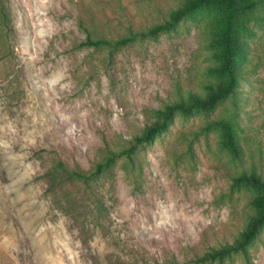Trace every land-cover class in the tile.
<instances>
[{"label": "rangeland", "instance_id": "1", "mask_svg": "<svg viewBox=\"0 0 264 264\" xmlns=\"http://www.w3.org/2000/svg\"><path fill=\"white\" fill-rule=\"evenodd\" d=\"M176 4L0 0V264H182L243 226L251 192L232 189L230 175L252 166L264 174V22L242 35L240 161L221 148L219 129H200L233 109L227 99L209 113H175L166 132L135 149L133 162L117 158L90 181L105 210L90 187L53 172L57 160L92 168L177 87L199 90L209 78V9L118 49L74 47L85 33L79 22L91 35L116 38L130 25L160 21ZM249 250V263L233 254L222 264H264V228Z\"/></svg>", "mask_w": 264, "mask_h": 264}, {"label": "trees", "instance_id": "2", "mask_svg": "<svg viewBox=\"0 0 264 264\" xmlns=\"http://www.w3.org/2000/svg\"><path fill=\"white\" fill-rule=\"evenodd\" d=\"M204 9L212 11L205 22L203 32V45L208 49L210 63L204 69L209 78L200 83L199 90L192 88L182 90L177 87L175 97L168 98L161 105L153 108V119L147 120L141 129L134 132L123 144L116 148H107L101 159L90 169H72L62 160L56 161L53 172L64 173L66 181L80 182L90 187V193L101 210H105L101 195L89 186V182L110 167L117 158L124 157L133 162L135 149L151 143L156 136L166 132L175 113L186 117L196 112L209 113L225 100L231 99L233 109L223 107L221 115L206 120L200 129L201 131L219 129V144L228 153L230 160L242 159L243 149L234 129L237 127L234 112L235 93L242 77L241 61L248 48L242 35L251 30L253 23L264 22V0H177L176 6L167 9L160 21L136 30L130 25L126 34L116 38L101 34L91 35L89 28L79 22V28L85 33L82 38L75 41V48L108 47L113 50L138 39L155 38L160 33H168L174 30L186 15ZM1 15L6 23V13L1 11ZM230 187L244 188L251 192L248 200L250 208L243 226L232 239L209 245L203 252L191 254L182 264L207 262L222 264L233 254H241L249 263V249L259 231L264 228V174L254 166L249 169L242 168L230 175Z\"/></svg>", "mask_w": 264, "mask_h": 264}]
</instances>
